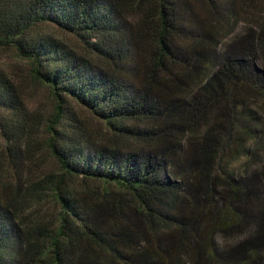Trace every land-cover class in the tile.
Masks as SVG:
<instances>
[{
    "label": "trees",
    "instance_id": "16d2710c",
    "mask_svg": "<svg viewBox=\"0 0 264 264\" xmlns=\"http://www.w3.org/2000/svg\"><path fill=\"white\" fill-rule=\"evenodd\" d=\"M0 47L56 102L35 141L0 71V127L15 136L4 157L16 169L35 143L62 173L38 190L2 182L0 264H264V0H0ZM76 109L145 149L89 148ZM47 197L55 226H22L19 205Z\"/></svg>",
    "mask_w": 264,
    "mask_h": 264
},
{
    "label": "rangeland",
    "instance_id": "374dc122",
    "mask_svg": "<svg viewBox=\"0 0 264 264\" xmlns=\"http://www.w3.org/2000/svg\"><path fill=\"white\" fill-rule=\"evenodd\" d=\"M198 11L199 10H197V12ZM241 29L242 25H239L238 31ZM45 33L60 39L74 49L77 54L88 58L95 65L101 66L104 69L114 68V70H116L111 63L100 61L95 54L90 52V50L84 49V46H82L75 37L64 35L54 29H49ZM116 48H118L117 45ZM0 71L12 78L17 84L22 95L23 104L29 114L27 125L37 136L34 137L35 141L38 140L41 143L45 142L49 137L47 134V127L54 121L53 114L56 106V102L51 95L50 90L32 77L31 67L27 61L19 58L14 51L2 47H0ZM76 114L81 125L86 128L89 148L119 145L121 148L127 147L131 150H137L140 152L146 147L143 148L144 145L137 140H126L120 137H115L102 123L96 121L91 115L84 111L76 109ZM2 117L3 115L0 114V119ZM12 119L16 120V118L13 117ZM66 122L68 121L64 119L61 120L62 124H65ZM139 124L140 127L145 126L144 123ZM60 126L61 125H59L58 128ZM201 134L202 131L199 133V137ZM7 135L8 137L6 140L5 137H3V131L0 127V206L3 207H6L7 199L13 193V190L11 193L10 191H8V194L6 193L2 184L3 181H8L12 186H17L18 180H21L24 187H27L30 181L37 186L38 190L43 186L45 176L52 175L54 177H60L62 174L59 165L52 158L49 151L43 146L40 148L35 146V143L32 145L24 143L21 147L22 150L17 151L13 155L12 162L16 167V169H14L10 161L4 156H6V147H13L15 136L13 134L10 135V133ZM5 170H10V172H6ZM24 193V190H22L21 195ZM26 198H32L30 201H33V199L36 201L38 200L37 195L34 197L31 196V193H28ZM22 199L23 197H21V200ZM58 213V207L56 204L50 197H47L44 198L42 208L36 206L30 209L27 204H25V206L19 205L17 217L20 224L22 226L24 225L25 228H37L42 227V225L45 224L50 229L55 226ZM20 218L23 219V223H21ZM35 233V237L39 238V234H43L44 232L37 230Z\"/></svg>",
    "mask_w": 264,
    "mask_h": 264
}]
</instances>
